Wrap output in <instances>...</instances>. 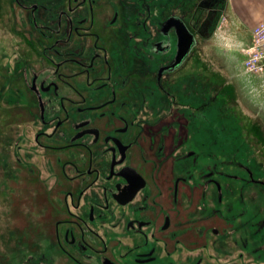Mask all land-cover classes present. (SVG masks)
<instances>
[{"label":"flooded vegetation","instance_id":"af4514ba","mask_svg":"<svg viewBox=\"0 0 264 264\" xmlns=\"http://www.w3.org/2000/svg\"><path fill=\"white\" fill-rule=\"evenodd\" d=\"M7 1L48 264H264V112L191 58L228 0Z\"/></svg>","mask_w":264,"mask_h":264},{"label":"rangeland","instance_id":"374dc122","mask_svg":"<svg viewBox=\"0 0 264 264\" xmlns=\"http://www.w3.org/2000/svg\"><path fill=\"white\" fill-rule=\"evenodd\" d=\"M234 1L235 6L231 0L227 1L229 20L211 39L217 45H204L200 40L191 58L200 74L213 72L215 88L229 82L230 88L224 92L230 93L234 101L243 96L247 105L260 106L264 112V74L246 73L245 77L233 76L227 80L235 59L245 57V53H237L232 48L246 46L245 37L260 16L251 4L241 6L238 0ZM7 2L0 0V264H48L45 250L52 243L53 216L47 213L46 174L39 171V156L35 161L17 146V131L28 124L29 118L20 103L19 91L24 90V85L14 68L18 45L24 37H19L15 30ZM252 119L251 115L246 117L251 125Z\"/></svg>","mask_w":264,"mask_h":264},{"label":"built area","instance_id":"2783aa9c","mask_svg":"<svg viewBox=\"0 0 264 264\" xmlns=\"http://www.w3.org/2000/svg\"><path fill=\"white\" fill-rule=\"evenodd\" d=\"M242 68L248 74H264V16L253 24L250 40L242 48Z\"/></svg>","mask_w":264,"mask_h":264},{"label":"crops","instance_id":"0c3cea01","mask_svg":"<svg viewBox=\"0 0 264 264\" xmlns=\"http://www.w3.org/2000/svg\"><path fill=\"white\" fill-rule=\"evenodd\" d=\"M238 2L239 4H241V6H249L251 4V6H253L251 7L253 11L260 14L258 19L254 23H256L260 18L264 16V0H238ZM231 3L234 6L236 5V2L234 0H231ZM247 42H249V39H247Z\"/></svg>","mask_w":264,"mask_h":264},{"label":"water","instance_id":"95a60500","mask_svg":"<svg viewBox=\"0 0 264 264\" xmlns=\"http://www.w3.org/2000/svg\"><path fill=\"white\" fill-rule=\"evenodd\" d=\"M181 31V44L183 47V52L189 44V33L183 23L179 22L177 26Z\"/></svg>","mask_w":264,"mask_h":264},{"label":"bare ground","instance_id":"6f19581e","mask_svg":"<svg viewBox=\"0 0 264 264\" xmlns=\"http://www.w3.org/2000/svg\"><path fill=\"white\" fill-rule=\"evenodd\" d=\"M5 145V144H4ZM6 158V157H5ZM8 158V157H7ZM3 161H5V160H3ZM13 179H15V177L13 178ZM5 209V208H4ZM32 214V213H31ZM8 237V236H7ZM3 244H5V243H3Z\"/></svg>","mask_w":264,"mask_h":264}]
</instances>
